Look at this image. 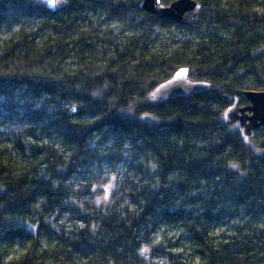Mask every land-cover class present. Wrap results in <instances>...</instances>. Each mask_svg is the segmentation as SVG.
Wrapping results in <instances>:
<instances>
[{"label":"trees","instance_id":"obj_1","mask_svg":"<svg viewBox=\"0 0 264 264\" xmlns=\"http://www.w3.org/2000/svg\"><path fill=\"white\" fill-rule=\"evenodd\" d=\"M140 1L0 0V264H264V0Z\"/></svg>","mask_w":264,"mask_h":264},{"label":"water","instance_id":"obj_2","mask_svg":"<svg viewBox=\"0 0 264 264\" xmlns=\"http://www.w3.org/2000/svg\"><path fill=\"white\" fill-rule=\"evenodd\" d=\"M47 7L54 10L52 2H49ZM139 8L159 20L186 27L198 24L202 12L200 5L193 0H175L168 6L162 5L159 0H141ZM187 73V68L176 70L172 78L156 86L151 94L152 99L165 100V98L175 96L185 97L206 87V84L190 82ZM243 95L248 105L240 107L237 99H234L228 108L227 119L237 124L241 128L242 134L249 137L252 131L264 128V90L247 91L243 92Z\"/></svg>","mask_w":264,"mask_h":264},{"label":"rangeland","instance_id":"obj_3","mask_svg":"<svg viewBox=\"0 0 264 264\" xmlns=\"http://www.w3.org/2000/svg\"><path fill=\"white\" fill-rule=\"evenodd\" d=\"M41 2H43L44 4L49 3V2H52V5H53V7L55 9H56V7H58L61 4V0H41ZM224 120H228L227 117H225ZM235 126H237V124H235ZM254 151H257V150L254 148ZM20 253H21V251L16 248V249H14V252L11 254L10 257L11 258L12 257L13 258H16Z\"/></svg>","mask_w":264,"mask_h":264}]
</instances>
